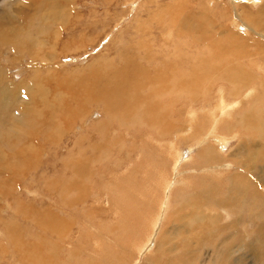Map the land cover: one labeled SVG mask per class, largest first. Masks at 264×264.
<instances>
[{
  "label": "rangeland",
  "instance_id": "1",
  "mask_svg": "<svg viewBox=\"0 0 264 264\" xmlns=\"http://www.w3.org/2000/svg\"><path fill=\"white\" fill-rule=\"evenodd\" d=\"M28 1L0 0V12L11 20L0 19L5 24L0 29V152L7 158L0 160V264L44 259L47 264H264V146L258 148L263 141L241 121L251 107L264 111V37L239 22L236 26L231 9L239 4L243 17L264 35V0H76V18L63 27L60 41L53 38L56 25L41 23L52 10L50 1L44 0L37 18L19 13L33 0ZM176 9L188 25L181 48H175L173 31L164 28ZM17 11L23 24L14 19ZM15 28L16 45L7 33ZM72 45L81 47L73 52ZM210 49L220 69L223 55L232 57L253 87L247 90L244 81L238 82L229 100L232 84L218 80L213 85L208 78L213 74L193 70L195 55L202 60ZM38 53L53 63L44 65ZM142 66L148 73H139ZM129 70H135L134 77ZM127 76L132 79L129 96L138 93L131 98L151 92L143 100L151 111L176 101V108L161 116L143 113L152 129L123 130L119 122L104 126L110 118L102 99L107 86L121 85ZM163 79L169 90L162 94ZM205 84L210 91L196 88ZM239 86L245 96L238 95ZM222 90L226 96L219 101ZM234 101L239 107L229 122L224 115L214 118L218 104ZM259 116L264 120V112ZM153 121H166L165 130H174L161 138ZM245 143L248 155L239 149ZM199 153H211L208 163L218 166L213 173ZM256 155L255 168L243 170L242 163ZM194 174L210 175L207 187L218 183L220 194L176 187L178 181L198 182ZM227 201L233 204L224 206ZM219 203L234 205L233 215L216 209ZM61 223L68 227L57 226ZM245 240L255 245L248 248Z\"/></svg>",
  "mask_w": 264,
  "mask_h": 264
},
{
  "label": "bare ground",
  "instance_id": "2",
  "mask_svg": "<svg viewBox=\"0 0 264 264\" xmlns=\"http://www.w3.org/2000/svg\"><path fill=\"white\" fill-rule=\"evenodd\" d=\"M25 1V0H24ZM30 1V0H29ZM28 1V2H29ZM50 1V5L52 6V10L49 12V13H47L45 16H44V18H42L43 20H44V22H41L42 23V25L44 26V27H46L45 26V24L46 25H53V26H57V28H56V30H57V33H54V39H59V41L61 40L60 39V36L62 35L61 33L63 32L62 31V29H63V27H65L66 25H68L69 23H71L75 18H76V16L74 15V11H73V7H74V4H75V2H76V0H49ZM233 1H235V0H233ZM43 2H45L44 0L42 1V2H38L37 0H33L32 1V3H31V5L28 7V8H25V9H20L19 10V13L22 15V16H27V17H36L37 15V12H38V10H39V8H40V6L41 5H43ZM47 2H48V0H47ZM21 3V2H20ZM25 4H26V2H25ZM46 5H47V3H46ZM25 6V5H24ZM48 6V5H47ZM47 6H44V7H47ZM43 8V7H42ZM47 8H51V7H47ZM231 9H232V14H233V21H234V23H235V25L237 26L238 25V22H239V24H243L245 27H246V29L248 30V31H252L253 33H254V35H256V36H258V37H264V35L262 34L263 33V30H258V29H256L255 27H253L252 25H251V23L249 22V21H247L244 17H243V14H242V12L240 11V6H239V4H237V3H234V4H231ZM2 11H5V7L3 8V10ZM19 13H18V11L16 12V15L14 16V19H16V23H22L23 24V20L21 21L20 20V18H19ZM171 13L172 12H170V15H171ZM5 14V12H0V19H4L5 20V18L3 17V15ZM200 15V14H199ZM178 16H180L179 15V13H177V9H176V11H175V13H174V17H172L173 19L169 22L170 23V26L168 25V27H164V28H170L172 31H173V33H174V35H175V37H176V47L174 46V44H173V47H175V48H179L181 45H182V39H185V38H187V36L185 35V31L187 30V24L184 22V21H182L181 19H179V17ZM41 17V16H40ZM168 17H169V15H168ZM37 18V17H36ZM170 18V17H169ZM201 18H202V16H201ZM35 19V18H34ZM238 20V21H237ZM5 21H7V22H10L11 20H5ZM45 22H47V23H45ZM8 24H11V23H8ZM1 25H3V26H1ZM4 23L2 22V23H0V29L1 28H3L4 27ZM43 26H41V28L43 27ZM52 27V26H51ZM202 28V27H201ZM46 30H48V26H47V28H45ZM52 29V28H51ZM139 30H140V28H139ZM188 30H190V29H188ZM192 31L193 30H195V27L194 28H192L191 29ZM163 31V30H162ZM7 32V31H6ZM17 32H18V30H17V28H15V29H13V30H11V31H9V32H7L8 34H11L13 37L15 36V38L16 39H13V41H14V44L16 45L17 43H15V41H17V39H18V34H17ZM45 33H46V31H44ZM6 33V34H7ZM170 34H172V33H170ZM179 34V35H178ZM219 34V33H218ZM141 35V34H140ZM222 35V34H221ZM214 36H215V34H214ZM219 36V35H218ZM166 38H168L167 37V35L165 36ZM222 37V36H221ZM198 38V37H197ZM224 38V37H223ZM229 38V37H228ZM8 38H6L5 40H7ZM45 40H47L46 38H45ZM205 40V39H204ZM211 40V39H210ZM209 40V38H208V42L210 41ZM217 40H219V39H217ZM229 40V39H228ZM0 41H2V43L4 42L3 41V39L1 40L0 39ZM37 41V40H36ZM196 41V40H195ZM199 41H200V39H199ZM11 42V41H10ZM39 42V41H38ZM204 42V41H203ZM224 42V41H223ZM231 42V41H230ZM234 42V41H233ZM40 43V42H39ZM45 42L44 41H41V43H40V45L42 46V44H44ZM175 43V42H174ZM0 44H1V42H0ZM35 44H37V43H35ZM230 44V43H229ZM213 45V44H212ZM233 45V44H232ZM59 44L55 47V48H59ZM73 46V47H72ZM72 46H70V51H75V50H77V49H79L81 46H78V45H72ZM207 46L208 47H211V45H208L207 44ZM219 46V45H218ZM83 47V46H82ZM150 47V46H149ZM169 47V46H168ZM230 47V46H229ZM54 48V49H55ZM181 48V47H180ZM218 48V47H217ZM216 48V49H217ZM233 48V47H232ZM16 49V48H15ZM54 49H53V52H54ZM222 48H220V50H221ZM224 49V48H223ZM235 49V48H234ZM233 49V50H234ZM213 50V49H212ZM211 49H210V52H209V54L206 56V57H204L202 60H201V58L199 59L198 58V56L197 55H195V61H197L194 65H193V70H198V72L197 73H201V71L203 72V70L205 71V72H208V73H211V74H213V76L212 77H208L209 79H210V82H212V81H214V83H213V85L219 80V81H225V82H227V83H230V84H232L233 85V88L231 87V91L230 92H228L229 93V95L227 96V98L229 99L232 95H236L237 94V87H236V84L238 83V82H241V81H244V82H242L241 83V86L243 87V86H247V85H253V81H246L247 80V77L244 75V69L243 68H240V67H238V68H236V67H234V62L231 60V59H229V58H232V57H229V56H227V55H223V58H222V62H220V63H222V69H220L218 66V64H219V60H218V58H217V55H215L214 53H213V51H212ZM219 50V51H220ZM228 50H230V49H228ZM232 50V51H233ZM146 52V51H145ZM206 52H208V51H206ZM217 52H218V50H217ZM236 52H237V50H236ZM229 53V52H228ZM234 53H235V51H234ZM196 54V53H195ZM189 55V54H188ZM193 55V54H192ZM250 55V54H249ZM191 56V55H190ZM219 57V56H218ZM35 58L36 57H33V63L32 64H34L35 63ZM172 58H174V61L176 60V59H178L175 55H173V57ZM38 59L39 60H41L42 62H44V65H48V61L50 62V63H53V62H51V61H53V58H45L44 56H43V58L41 57V55L38 53ZM136 59V58H135ZM166 59V58H165ZM164 59V60H165ZM171 59V58H170ZM233 59V58H232ZM142 61H145V60H143V59H141ZM140 60V61H141ZM55 61V60H54ZM173 61V62H174ZM221 61V60H220ZM41 62V63H42ZM237 62V61H236ZM146 63H148V62H146ZM175 63V62H174ZM56 64V63H55ZM54 64V65H55ZM142 64V63H141ZM163 65H164V63H163ZM49 66H51V65H49ZM145 66H149V68L151 67L149 64L147 65H145ZM145 66H142V68L141 69H144L142 72H139L140 74L141 73H143V74H145V72L144 71H147L148 70V68L147 67H145ZM167 66H169V67H172V65L170 64H167L166 66H164V67H167ZM183 67V66H182ZM245 67V66H244ZM132 68H134V69H136L135 67H132ZM183 68H186V67H183ZM188 68V67H187ZM186 68V69H187ZM246 68V67H245ZM172 69V68H171ZM174 69V68H173ZM173 69H172V72H173ZM177 69V68H176ZM168 70V69H167ZM248 70V69H247ZM41 71V70H40ZM130 72H132L130 75L132 76V77H134L133 76V71H135V70H129ZM169 71V73H170V70H168ZM172 72H171V74H172ZM178 72V71H177ZM247 72V71H246ZM134 73H136V72H134ZM138 73V74H139ZM147 73H148V71H147ZM186 73H188V75L190 74V70L188 71V72H186ZM196 73V74H197ZM199 73V74H200ZM138 74H137V76H138ZM160 74H163V76L162 77H164L165 75H167V72H166V69L164 70L163 69V72L162 73H160ZM159 74V75H160ZM199 74H197V77H198V75ZM210 74V75H211ZM249 74V73H248ZM169 75V74H168ZM175 75V74H174ZM202 75V74H201ZM250 75V74H249ZM252 75V74H251ZM251 75H250V77H251ZM260 75V74H259ZM173 76V75H172ZM184 76V75H183ZM182 75H181V77H183ZM261 76V75H260ZM158 77V76H157ZM173 77H175V76H173ZM186 77V76H185ZM137 78V77H136ZM154 78H155V76H154ZM172 78V77H171ZM190 78V77H189ZM196 78V77H195ZM199 78V77H198ZM253 78V77H252ZM144 79V78H143ZM146 79V78H145ZM160 79V78H159ZM162 79V78H161ZM167 79V78H166ZM186 79V78H185ZM254 79H255V77H254ZM131 77L130 76H127V78H126V81L125 82H123L121 85H119V83L118 82H114V83H112V85L111 86H107V91H106V93L104 94V96L102 97V99L106 102V104H107V110H108V114H107V116H109L110 118H108V120H107V122H104V126L106 127V128H108L112 123H116L117 122V125H118V122H119V125L122 127V129L124 130V129H131V128H133V129H136L138 126H139V128H146V127H148V128H151V126H149V123L147 122V118L144 116V114H146V113H148V116L150 115H153V114H156L157 116H161L163 113H165L166 111H170V110H172V109H175L176 108V106H177V104H176V101H171L169 104H168V106L166 107V105H165V107H162V109H159V110H150V108H149V105H144V99L147 97V96H149V95H151V92H148V93H150L149 95L148 94H143L142 95V97L140 98L141 100H142V103H140V105H137L138 103H139V100L140 99H133V98H131L130 96L131 95H133V94H136V96H138V93L137 92H131L130 93V96H129V94H128V89H129V83L131 82ZM187 80V79H186ZM259 80H261V79H259ZM24 81V80H23ZM157 81H159L158 80V78H157ZM161 81V80H160ZM163 86H162V88L160 89V92H162V94L163 93H165V92H167L169 89H167L166 90V88H165V79H163ZM200 81V80H199ZM256 81V80H255ZM254 81V82H255ZM162 82V81H161ZM204 82V81H203ZM156 83V82H155ZM167 83V82H166ZM170 83H172V79H171V81L168 83L169 85H171ZM188 83V82H187ZM193 83H195V81H193ZM261 83H262V86L264 87V82H262L261 81ZM8 84H11V82L10 83H8ZM157 84V83H156ZM175 84V83H174ZM213 85H211V87L210 88H212L213 87ZM231 85V86H232ZM11 86H14V84H11ZM18 86V85H17ZM174 85H172V88H174L173 87ZM191 86V85H190ZM195 86H196V84H195ZM209 85H207V84H205L203 87H202V89L200 88V86H197L196 88L198 89H200V90H203V93H204V91H210L209 90V87H208ZM148 87H149V85H148ZM240 87V86H239ZM248 87V89L247 90H250L253 86H251V87H249V86H247ZM19 88V87H18ZM146 88V87H145ZM214 88V87H213ZM212 88V89H213ZM207 89V90H206ZM239 89V91H241V94L239 93L238 95H241V97H242V95H244L243 93H242V91L243 90H241V87L240 88H238ZM131 90V89H130ZM172 90H175V89H172ZM253 90V89H252ZM254 90H255V92H256V88H254ZM253 90V91H254ZM150 91V90H149ZM154 91V90H153ZM170 92V91H169ZM226 92V91H225ZM225 92H223V90L220 92V94H219V101L220 100H223L222 99V97L223 96H226V94H225ZM7 93V92H6ZM33 93V92H32ZM173 93H176V92H173ZM183 93V92H182ZM253 92H250V93H248L249 95H251ZM257 93V92H256ZM90 95H92V94H90ZM97 95V99L99 98V94H96ZM153 95V94H152ZM159 95H161V93H159ZM203 95H205V94H203ZM88 97H89V95H87ZM130 97V98H127V97ZM157 96V95H156ZM180 97L182 96V95H179ZM245 96V95H244ZM133 97V96H132ZM179 97V98H180ZM235 97V96H234ZM33 98V97H32ZM53 98V97H52ZM91 98V97H90ZM137 98V97H136ZM196 99V98H195ZM3 100V99H2ZM95 100V99H94ZM230 100V99H229ZM86 102H89V100L88 101H86ZM156 102V101H155ZM228 102V101H227ZM230 102V101H229ZM235 102V105L234 104H229V105H225V104H218V106H217V108L213 111V115H214V118L216 117V114H219L220 115V117L219 118H222V116L224 115V118H226L227 120H228V122L230 121V117H231V114L235 111L234 109H235V107H236V109H238L237 107H239L238 105H239V102H237V101H234ZM189 103V102H188ZM95 104V103H94ZM134 104H136L137 105V108L135 109V107H134ZM176 104V105H175ZM13 105V104H12ZM11 105V106H12ZM30 105V104H29ZM210 105V104H209ZM3 107V106H2ZM8 107V106H7ZM31 107V106H30ZM12 108V107H11ZM1 109V108H0ZM3 109H5V108H3ZM169 109V110H168ZM6 110H7V108H6ZM5 110V111H6ZM209 112H210V114H211V112H212V110H213V107H210L209 109ZM251 110H252V112L251 113H247L246 115H243L242 116V119H241V121H242V126H243V128H246V129H249V130H251L254 134H256V136H257V139H260V140H262L263 142H264V120H262L261 119V117L259 116V114L261 113V112H264V111H262V110H258L257 108H252L251 107ZM8 111V110H7ZM14 111V110H13ZM15 111H16V109H15ZM20 112V111H19ZM1 113V112H0ZM13 113V112H12ZM34 113V112H33ZM144 113V114H143ZM2 114V113H1ZM0 114V115H1ZM169 114V113H168ZM26 115V114H25ZM114 115H115V117H114ZM237 115V114H236ZM21 117V116H20ZM25 117V116H24ZM17 118V117H16ZM26 118V117H25ZM18 119V118H17ZM171 119V118H170ZM27 120V119H26ZM0 121H1V119H0ZM2 122V121H1ZM164 123H157L156 121H153L151 124H156L155 125V127L152 125V127L153 128H155L156 129V133H157V135L159 136V137H161V138H165V137H167L169 134H171V131L172 130H174L173 128H172V130H165V127H166V124H168V122H166V121H163ZM21 123V122H20ZM23 123V122H22ZM14 124H15V122H14ZM21 125V124H20ZM132 125H133V127H132ZM214 125V124H213ZM15 126H16V124H15ZM22 126V125H21ZM131 127V128H130ZM235 127V126H234ZM19 129V128H18ZM152 129V128H151ZM158 129V130H157ZM235 129V128H234ZM242 129V128H241ZM20 130V129H19ZM212 130V129H211ZM244 130V129H243ZM232 131V130H231ZM235 131H236V129H235ZM112 133V132H111ZM10 134V133H9ZM17 134H19V133H17ZM63 134V133H62ZM30 135V134H29ZM115 135V134H114ZM260 135V136H259ZM221 136H223L222 135V133H221ZM220 136V137H221ZM8 137V136H7ZM24 137V136H23ZM123 137V136H122ZM231 137V136H230ZM229 138V137H228ZM106 139V138H105ZM242 140V139H241ZM105 141V140H104ZM122 141L123 140H121V143H122ZM204 141V140H203ZM208 141V140H207ZM213 141V140H212ZM14 142V141H13ZM114 142H116V141H114ZM206 142V141H205ZM218 142H222V143H224V140H222V138H220V140L218 141ZM246 142V141H245ZM263 142L262 143H260L259 145H258V148H262L264 145H263ZM248 143L250 144V143H252V141L250 142V140L248 141ZM204 144V143H203ZM206 144V143H205ZM214 144V143H213ZM240 144H242V143H240ZM208 145V144H207ZM211 145V144H210ZM205 146V145H204ZM238 146H240V145H238ZM253 146V145H252ZM172 147V146H171ZM207 147V146H206ZM209 147H211V146H209ZM251 147V146H250ZM213 148V147H212ZM212 148H209L210 150L212 149ZM252 148V147H251ZM239 149H240V151L242 150V151H244V154H246V155H248L249 154V151L247 150L248 148H247V146H246V143L245 144H243V145H241V148L239 147ZM161 150V149H160ZM200 150V149H199ZM213 151V150H212ZM5 151H2V153L0 152V160H2V161H4L5 159H7V158H5V153H4ZM203 152V151H202ZM213 153V152H212ZM169 155V154H168ZM209 155H211V153L210 154H200L199 153V155H198V157H200L201 158V160H199V161H203V160H205L206 159V162H207V164H209L210 163V159H209ZM234 155V154H233ZM214 156V155H213ZM223 157V156H222ZM259 157V156H258ZM262 157V156H261ZM28 159V158H27ZM198 159V158H197ZM215 159V158H214ZM213 159V160H214ZM222 159V158H221ZM232 159V158H231ZM235 159V158H234ZM236 159L238 160L239 159V157L238 156H236ZM235 159V160H236ZM125 160V159H124ZM233 160V159H232ZM240 160V159H239ZM257 160V155H256V157L254 158V160H253V158L250 160V161H247V163H245V162H243L242 163V169L243 170H246V171H251V170H253V168H255V166H254V161H256ZM8 161V160H7ZM190 161V160H189ZM208 161H209V163H208ZM222 161H224V160H222ZM221 161V162H222ZM226 161V160H225ZM231 161V160H230ZM212 162V161H211ZM233 162H234V160H233ZM3 163V162H2ZM199 163V162H198ZM238 163V162H237ZM226 164V163H225ZM210 165V168H212L211 169V172L213 173L214 171H215V169L216 168H218V166L216 165V164H209ZM226 166H229V165H227L226 164ZM202 168V167H201ZM191 171V170H190ZM194 172V171H193ZM202 175V174H201ZM240 175V177H241V174H238V176ZM208 176H210V175H208V174H203V176L200 178V176H198L197 174H194V177H198V178H196L197 179V181L198 182H195V181H190V182H186V183H183V182H181L180 184H179V181L177 182V184H176V187L177 186H179V185H182L183 186V189L182 190H186V189H188L189 187H192V186H194V187H198V190H201L202 192L201 193H203L205 196L207 195H209V194H207L206 192H211V193H214V195H216L217 196V194L219 193V192H217L216 193V191H217V186H219V184L218 183H216V185L214 186V185H212V187H211V185L210 186H208L207 187V185H209L210 183H209V180L206 178V177H208ZM218 176H221V174L220 173H218ZM236 176V175H235ZM248 178V177H247ZM243 179V178H242ZM262 182V181H261ZM260 182V183H261ZM247 184V183H246ZM250 184V183H249ZM233 185V188H236V189H238L239 188V185H237V183H235V184H232ZM251 185V184H250ZM73 186V185H72ZM174 186V185H173ZM244 186V185H243ZM166 187H169V185L168 186H166ZM210 187V188H209ZM203 189V190H202ZM235 189V190H236ZM66 190V189H65ZM71 190V189H70ZM74 190V189H73ZM233 190V189H232ZM243 190V189H242ZM247 190H249V189H247ZM255 191V190H254ZM256 191H257V189H256ZM66 192V191H65ZM64 192V193H65ZM77 192V191H76ZM80 192V191H79ZM163 192H165V191H163ZM236 192V191H235ZM158 193V192H157ZM246 193V192H245ZM250 193V192H249ZM252 193V192H251ZM164 194V193H163ZM220 194V193H219ZM233 194V193H232ZM237 194V193H236ZM243 194V193H242ZM247 194V193H246ZM160 195V194H159ZM237 196V195H236ZM236 196H234L233 195V198H235V199H238ZM163 198V197H162ZM181 198V197H180ZM208 198V197H207ZM214 198V197H213ZM156 199V198H155ZM242 199V198H241ZM165 200V199H164ZM224 200V199H223ZM222 200V201H223ZM160 201V200H159ZM208 201V200H207ZM222 201L220 202V203H222ZM162 202V201H161ZM160 202V203H161ZM228 202H230V201H227L226 203L225 202H223V205L225 206L226 204H229ZM69 203V202H68ZM193 203V202H192ZM199 203V202H198ZM220 203L219 204H217V205H215V207H216V209H219V211H220V209H225L224 211H228L229 213H230V215H233V214H231L232 212H233V209H232V206H234V205H232L233 203L232 202H230V203H232V204H230L228 207H224L223 205H220ZM169 204V203H168ZM199 205V204H198ZM63 206V205H62ZM74 206V205H73ZM72 206V207H73ZM162 206H163V203L161 204V206H160V211L162 210ZM169 206V205H168ZM190 206H193V204H191ZM71 207V206H70ZM240 207V206H239ZM168 208V207H167ZM193 207H191L190 209H192ZM71 209V208H70ZM196 209V208H195ZM159 210V209H158ZM164 210V209H163ZM165 211H167L166 209H165ZM227 211H226V213H227ZM193 212V211H192ZM198 212V211H197ZM196 212V213H197ZM195 213V212H194ZM195 213V215H197ZM199 213V212H198ZM225 213V212H224ZM245 215V214H244ZM93 215L91 214V216L89 215V217H90V220H91V218L92 219H94V216L92 217ZM190 216H194V215H191L190 214ZM199 216V215H198ZM159 217L160 216H158V218H157V220L156 221H154V223H153V225H152V227H155L156 228V226L158 225V223H159V221H160V219H159ZM203 217V216H202ZM246 217V216H245ZM250 217V216H249ZM125 218V217H124ZM156 218V217H155ZM248 217H246V219H247ZM239 219V218H238ZM241 219V218H240ZM201 219H199V221H200ZM237 221V220H236ZM253 221V220H252ZM90 222V221H89ZM125 222H126V218H125ZM124 221H123V223H125ZM129 222V221H128ZM245 222V221H244ZM127 223V222H126ZM57 224V223H56ZM106 224V223H105ZM128 224V223H127ZM244 224H247L246 222L244 223ZM239 225V224H238ZM57 226H61V227H64V226H66V227H68L67 225H64L63 223H61V224H59V225H57ZM107 226V225H106ZM105 226V227H106ZM242 226V225H241ZM262 227V226H261ZM50 228V227H49ZM239 229V228H238ZM232 231V230H231ZM235 233V235L234 236H236V235H238L237 234V232H234ZM243 233V232H242ZM167 235V234H166ZM228 235H229V233H228ZM149 237V236H148ZM249 237V236H248ZM108 238H110V237H108ZM164 238V237H163ZM232 239V238H231ZM239 239V238H238ZM251 240V239H250ZM256 244H257V242H256ZM243 245H247L248 246V248H249V246L250 247H252V246H254L255 244H254V242L252 241L251 243H249V242H247L246 240H245V243H243ZM228 246H229V244H228ZM142 248V247H141ZM141 250V249H140ZM139 250V251H140ZM35 253V252H34ZM36 254V253H35ZM42 255L40 254L38 257H40L41 259H42V257H41ZM256 256V255H255ZM44 259V258H43ZM240 259V258H239ZM237 258L234 260L235 261V263L237 262ZM255 260V259H254ZM43 261V262H42ZM40 260L39 261V264H47V262H46V260L44 259V260ZM241 261V260H240ZM35 264V263H34Z\"/></svg>",
  "mask_w": 264,
  "mask_h": 264
}]
</instances>
